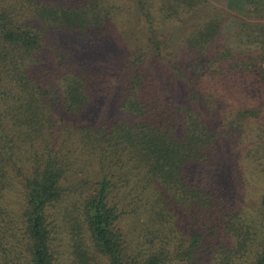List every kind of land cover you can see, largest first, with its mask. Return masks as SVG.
<instances>
[{
    "label": "trees",
    "instance_id": "16d2710c",
    "mask_svg": "<svg viewBox=\"0 0 264 264\" xmlns=\"http://www.w3.org/2000/svg\"><path fill=\"white\" fill-rule=\"evenodd\" d=\"M133 1L146 26L148 51L166 61L187 97L162 104L160 96L151 95L138 68L143 55L134 58L116 100L117 110L128 117L92 124L78 118L95 102L100 76L79 65L64 68L56 79L47 75L45 52L52 36L101 42L122 6L107 0H0V246L16 238L18 222V264H61L49 218L51 209L68 199L76 214L75 264H95L92 255L103 264H264V195L253 214L193 184L190 172L210 164L220 133L229 135L214 128L213 111L203 102L208 95L197 89L199 79L210 74L264 86V4L249 2L238 16L215 6L203 11L210 0ZM191 16L197 20L189 24ZM156 21L187 27L181 43L196 63L197 76L164 55L167 43L158 36ZM60 61H66L65 53ZM55 111L64 129L55 125ZM73 140L79 155L71 158L65 150ZM27 145L37 159L24 172L21 150ZM81 156L95 161L97 178L90 195L74 199L69 180L74 159ZM247 157L264 164V130ZM16 179L22 197L15 217L4 192ZM119 187L131 189L117 197ZM140 209L144 222L133 230L122 228L123 220ZM179 210L192 212L195 225L177 238Z\"/></svg>",
    "mask_w": 264,
    "mask_h": 264
},
{
    "label": "rangeland",
    "instance_id": "374dc122",
    "mask_svg": "<svg viewBox=\"0 0 264 264\" xmlns=\"http://www.w3.org/2000/svg\"><path fill=\"white\" fill-rule=\"evenodd\" d=\"M50 1L63 2L65 0ZM107 1L109 4L115 1L122 6L123 10L110 26L108 35L101 42L89 44L83 43L82 40H78L74 36H52L45 52L47 75L49 71V74L56 75V79L64 72V68L79 65L90 68L92 73L100 76V82L95 90V102L78 118V121L94 124L114 122L128 117L117 110L116 100L124 79L132 70L131 63L134 58H141L143 55L142 63L138 65V68H143L144 79L151 95L160 96L161 98H157L162 101V104H175L181 102L182 98L185 99L187 97L185 85L176 77L174 72L165 66L166 61L155 59L148 51L146 26L134 1ZM249 2L257 5L264 4V0H210L203 11L207 12L209 8L215 6L223 11L241 16L246 12ZM200 15L202 14L199 13L197 17ZM197 17H189L187 23L194 22ZM185 28L187 29L183 23L175 21H156L155 23L158 36L167 43L164 55L167 56V59L175 60L176 63L183 62L185 72L190 77H195L198 75L195 72L196 63L181 43ZM64 53L66 61L57 62L59 56ZM199 80L201 83L197 89L208 95L203 102L206 100L213 111L214 128L220 132L223 127L229 135H225L221 131L222 136L218 140V152H213V161L210 164L194 166L190 169L192 182L201 188L216 191L232 205L255 214L264 195V164L249 159L247 150L254 147L260 138L261 131L264 130V86L233 77L215 78L210 74H204ZM243 112H249V114L244 116L242 115ZM53 119L56 122L55 125L64 129V124L59 120L56 111ZM58 121L59 124H57ZM55 132L57 131L55 130ZM57 134V136L63 137L58 132ZM53 143H56V146L60 145V141ZM72 143L73 145L65 150L71 158L79 155L76 150V140H73ZM34 148L40 149V143ZM22 150L21 159L24 172H26L36 162L37 158L34 156V150L28 145ZM71 151H74L75 154H69ZM85 159L84 156L75 158V165L71 168L69 195L74 199H79V196L85 198L90 195L94 188L92 183L97 178L96 163L91 165V162L95 161L87 162ZM8 169L14 177L16 174L15 164L11 163ZM129 187L128 189L127 187L125 189L119 187L117 197L123 195L124 191L129 192L131 189ZM132 194L138 195L137 189ZM4 196L5 204L16 217L22 197V186L19 179L14 181L13 188L11 186L4 192ZM127 200H123V203ZM131 208L132 206L128 210ZM74 210L75 207L68 199L56 204L51 209L49 223L52 228V245L61 264L76 263V254L73 253V238H76L77 232L73 223V219L76 217ZM177 215V224L174 225L173 230L177 232V238H180V235H184L182 233L187 232L195 223L192 212L179 210ZM145 216L140 209L136 214L132 213L128 218H125L121 226L125 230H133L134 224L139 225L144 222ZM19 225L16 222L13 227L16 238H6L4 241L5 248L0 246V264L20 263L15 260L14 256L17 239L21 233V229L18 228ZM20 247L22 246L19 245ZM21 252L23 253V250ZM91 257H93L94 261L92 262L95 264L105 262L97 255Z\"/></svg>",
    "mask_w": 264,
    "mask_h": 264
}]
</instances>
